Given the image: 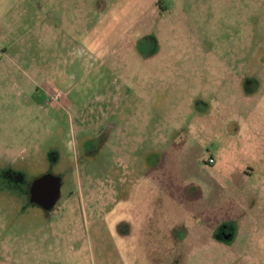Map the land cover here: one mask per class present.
<instances>
[{
  "label": "rangeland",
  "instance_id": "obj_1",
  "mask_svg": "<svg viewBox=\"0 0 264 264\" xmlns=\"http://www.w3.org/2000/svg\"><path fill=\"white\" fill-rule=\"evenodd\" d=\"M0 264H264V0H0Z\"/></svg>",
  "mask_w": 264,
  "mask_h": 264
},
{
  "label": "flooded vegetation",
  "instance_id": "obj_2",
  "mask_svg": "<svg viewBox=\"0 0 264 264\" xmlns=\"http://www.w3.org/2000/svg\"><path fill=\"white\" fill-rule=\"evenodd\" d=\"M44 188H45V189H43L41 192H39L40 194L42 193V196H40V194H39L38 192H36V193H37L38 198L41 199L40 201H42V202H47V201H49V200L51 199V196H50V195H47V194H50V191H51L52 186H51V185H45ZM34 193H35V191L33 192V190H31V192H30V196H31V199H32V200H35V199H34V196H35ZM45 194H46V195H45ZM221 232H223V230H222V228H219V230H217V233H216V234H218V233L220 234ZM231 234H232V233H231ZM231 234L229 233L228 238L231 237ZM217 238H219V239L221 240L220 235L217 236ZM222 240H224V238H222Z\"/></svg>",
  "mask_w": 264,
  "mask_h": 264
},
{
  "label": "water",
  "instance_id": "obj_3",
  "mask_svg": "<svg viewBox=\"0 0 264 264\" xmlns=\"http://www.w3.org/2000/svg\"><path fill=\"white\" fill-rule=\"evenodd\" d=\"M40 182H43V183H41L43 186H42V189L41 190H39V188L36 186V191L39 193V192H41L43 189H45L44 187H45V185H51L52 186V188H51V191H50V196L52 197V194H54V189H55V186H53V184H55V182L54 181H52V180H49V179H47L46 177H43V178H40V179H37L36 180V184L38 183H40ZM40 194V193H39ZM46 195V194H45ZM36 196H37V193H36ZM40 196H42V193L40 194ZM38 197V196H37ZM35 198V197H34Z\"/></svg>",
  "mask_w": 264,
  "mask_h": 264
},
{
  "label": "built area",
  "instance_id": "obj_4",
  "mask_svg": "<svg viewBox=\"0 0 264 264\" xmlns=\"http://www.w3.org/2000/svg\"><path fill=\"white\" fill-rule=\"evenodd\" d=\"M61 96H62V94H60V93H52V92H50L48 94V97H47L46 101L48 103H51V104H58L59 99H60ZM208 162L209 163H213L214 159L212 157H209Z\"/></svg>",
  "mask_w": 264,
  "mask_h": 264
},
{
  "label": "crops",
  "instance_id": "obj_5",
  "mask_svg": "<svg viewBox=\"0 0 264 264\" xmlns=\"http://www.w3.org/2000/svg\"><path fill=\"white\" fill-rule=\"evenodd\" d=\"M156 178L158 179V177L156 176H148V178L146 180H148V182H155ZM119 181L124 182L125 181V177L124 176H118ZM151 181H150V180ZM101 182L103 183H111L112 182V178L110 176H106V177H101Z\"/></svg>",
  "mask_w": 264,
  "mask_h": 264
}]
</instances>
